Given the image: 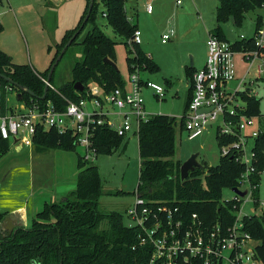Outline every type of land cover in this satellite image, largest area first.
<instances>
[{
  "label": "trees",
  "instance_id": "obj_1",
  "mask_svg": "<svg viewBox=\"0 0 264 264\" xmlns=\"http://www.w3.org/2000/svg\"><path fill=\"white\" fill-rule=\"evenodd\" d=\"M86 2L81 20L74 29L66 32L62 42L56 46L50 67L45 73L37 72L30 65L14 63L12 58L0 49V74L34 92L37 96L35 101H53L64 109L66 103L51 88L46 100L41 99L46 86L43 79L47 80L49 71L62 49L81 29L90 0ZM102 2L107 9L104 16L115 33L123 38L130 74L135 66H145L150 71L157 70V65L142 53L139 45L131 42L137 27L127 16L125 0ZM218 4L217 22L221 24L233 17L235 24L239 25L244 15L260 9L264 0H218ZM96 13L97 0L87 23L79 33L80 35L89 23L93 24L87 37L79 43L83 52L82 60L77 61L72 68V81L57 89L60 94L73 101L85 98L90 81L103 87L105 92L125 85L120 71L105 62L108 58L116 63L115 46L95 25ZM262 20V16L257 18V26ZM2 30L0 23V34ZM211 34L225 40L220 26ZM78 37L71 46L77 44ZM251 41H238L234 47L240 49L245 45L250 46ZM52 50L53 47H50L49 52ZM187 70L192 76L191 69ZM53 78L54 74L51 85ZM76 83L84 85V92L77 93L74 87ZM7 84V81L0 79L1 89ZM13 87L21 92L17 87ZM190 93L187 107L192 99V92ZM30 99L31 96L23 93L24 101ZM248 99L251 114H258L259 101L252 97ZM4 103L5 96L3 106ZM177 126V119L167 115H155L140 124L137 133L140 170L136 195L145 199L170 202L186 213L198 214L212 223L221 218H226L227 223H231L233 204H224L221 200L224 190L238 186L244 167L231 156L221 157L217 166L205 169L202 165V168L182 181L181 161H174ZM123 138L107 127H100L94 138V147L99 155L111 154L120 148ZM217 140L220 146L221 141L219 138ZM33 144L39 152L53 148L67 151L77 148L70 134L60 135L56 130L38 131ZM10 150V142L0 137V160ZM255 152L259 167L264 168V135L257 138ZM78 169L76 189L70 192L64 201L45 203L29 228H18L14 234L7 236L0 233V264H149L150 249L139 246L138 232L126 227L123 215L117 212L104 214L100 211L103 182L99 167L84 162L79 157ZM203 175L205 182L202 180ZM254 180L258 181V177ZM6 216L7 213L0 209V225ZM104 221H107V227H102ZM245 223L247 232L259 241L256 256L264 264V216H255L247 219Z\"/></svg>",
  "mask_w": 264,
  "mask_h": 264
},
{
  "label": "rangeland",
  "instance_id": "obj_2",
  "mask_svg": "<svg viewBox=\"0 0 264 264\" xmlns=\"http://www.w3.org/2000/svg\"><path fill=\"white\" fill-rule=\"evenodd\" d=\"M183 1L185 5L182 10H177L176 0H125V7L128 18L136 25V31L142 39L140 50L158 67L155 71L143 67L141 78L166 88L165 99L158 98L149 89H143L145 112L148 118L155 115L175 117L178 126L174 161H181L183 164L192 155L199 153L198 161L206 169L217 166L221 161L217 141L218 122L209 124L204 134L194 140H189L187 132L181 131V118L187 112L191 94L186 79L187 69L193 67L192 73L203 69L208 59L210 34L214 33L218 26L221 27L225 40L234 44L240 41L241 35L246 38L254 36L257 18L264 16V10L260 8L246 13L239 25L231 20L219 24L218 0ZM149 3L154 9L151 14L147 12ZM86 4V0H2L0 23L3 30L0 34V47L10 53L15 63L30 65L43 74L49 68L55 48L62 42L66 32L78 25ZM104 13H107L105 4L102 0H97L95 25L114 43L116 65L122 79L129 82L127 49L123 38L115 33ZM92 27L91 23L85 27L78 37L77 44L68 49L56 67L52 82L56 89L72 81V68L83 57L79 43L87 37ZM171 32V40L165 41L163 36ZM50 47H53L51 52ZM235 61L237 76L242 79L250 64L241 61L240 56H237ZM257 64L250 69L248 80L256 79ZM95 85L90 81L87 90ZM1 90L4 94V89ZM253 91L260 99V113L264 115V84L260 87L256 84ZM12 99L15 98L12 96ZM123 140L120 148L111 154L99 155L91 164L99 167L102 176L103 195L100 199V211L104 214L120 213L123 215L124 224L128 225L130 220L126 211L136 201V189L139 184V140L134 132L129 133ZM252 146L253 142L249 148ZM83 153V149L79 147L76 150L53 148L39 152L34 146L24 147L20 153L12 146L0 160V200L4 199L0 201L1 210H5L6 206L9 208L12 202L34 193L36 199H39L37 201L40 210L45 203L62 201L76 189L78 160ZM202 180L205 182L204 175ZM257 195L264 201V176L261 178ZM233 198L232 190L226 189L221 201ZM258 212L254 210L251 202L243 209V213L248 215ZM102 227H107V221L102 223Z\"/></svg>",
  "mask_w": 264,
  "mask_h": 264
},
{
  "label": "built area",
  "instance_id": "obj_3",
  "mask_svg": "<svg viewBox=\"0 0 264 264\" xmlns=\"http://www.w3.org/2000/svg\"><path fill=\"white\" fill-rule=\"evenodd\" d=\"M176 4L182 5L183 0H176ZM261 8L264 10V4ZM147 12L153 13L151 3L147 5ZM262 17L253 37L240 36V41L252 40L250 46L236 49L235 43L210 34L208 59L203 69L191 77L192 99L181 118V128L187 132L189 140L202 136L209 124L218 122L221 157L231 156L244 167L235 188L246 195L237 194L233 188L234 198L222 202L233 204V220L229 224L226 218L212 223L198 214H188L170 202L136 195L135 203L126 211L130 220L126 227L138 232L139 246L150 249L149 264H263L256 256L259 241L247 232L245 223L255 216H264V201L257 195L264 168L259 167L255 152L257 138L264 135V115L260 113V107L258 114H251L248 99L255 98L260 104L253 86L264 84ZM171 35L173 32L164 35L163 39L170 41ZM131 42L141 45L142 39L137 31ZM237 56L250 64L242 79L237 76ZM255 64L257 77L248 80ZM142 70L143 67L135 66L124 87L105 92L96 84L86 90L87 97L77 101L60 94L50 83L49 87L66 103L64 109L53 101L40 103L34 97L30 101L19 100L20 92L8 83L4 94L0 88V137L10 142L11 148L17 145L32 148L38 131L56 130L60 135L70 134L74 138L75 146L83 149L81 158L84 162H94L99 156L94 138L100 127L113 130L119 137L132 132L137 134L140 124L149 119L143 89L165 99L166 88L149 80L143 81ZM43 81L47 84V80ZM251 142L253 146L249 148ZM255 177L258 181L254 180ZM250 202L258 213H243Z\"/></svg>",
  "mask_w": 264,
  "mask_h": 264
},
{
  "label": "water",
  "instance_id": "obj_4",
  "mask_svg": "<svg viewBox=\"0 0 264 264\" xmlns=\"http://www.w3.org/2000/svg\"><path fill=\"white\" fill-rule=\"evenodd\" d=\"M94 2L95 0H90V3H89V7H88V11H87V14H86V17L84 19V23L81 27L80 30L77 31V33H75V35H73V37L67 42V44L64 46V48L62 49L60 55L57 57V59L55 60V62L53 63L50 71H49V74H48V78H47V84L45 86V90H44V95L41 97L42 100H45L46 97H47V94H48V91H49V84L51 83V78L56 70V67L58 66L59 62L62 60L63 56L65 55V53L67 52V50L69 49V47L73 44V42L77 39L79 33L81 32L82 28L84 27V25L87 23L89 17H90V14L93 10V6H94ZM1 3H2V0H0V6H1ZM231 21L233 23H235V20L234 18L232 17L231 18ZM105 62L109 63L110 65H112L117 71H119L116 63H114L113 61H111L110 59L106 58L105 59ZM0 79H3L5 81H7L8 83L12 84L13 86L17 87L21 92L18 94V99L19 100H22L23 98V93L24 94H28L29 96L31 97H34V98H37V96L35 95L34 92L30 91L29 89H27L26 87L24 86H21L19 85L18 83H15L11 78H8L2 74H0ZM191 83V79H189V84ZM75 90L78 91V92H84L85 88H84V85H82V83H76L75 84ZM0 102H1V91H0ZM202 112V110L200 111ZM15 142H17L15 140ZM198 158H199V153H196L194 155H192L187 161H185L182 166H181V180L184 181L186 180L191 173L195 172L197 169H200L202 168V165L200 164V162L198 161ZM234 191L237 193V194H240L241 196H245L246 195V192H240L238 189H234ZM66 199V197H64L62 199V201H64ZM15 219L11 218V217H7L5 218L1 225H0V233H2L4 236H7V235H11V234H14L16 232V230L18 228H22L23 227V224H15L14 226H12L11 228H9V230H7L6 228V223H10V221H14ZM17 225V227H16ZM16 228V229H15ZM25 228V227H24ZM6 230L8 232H6Z\"/></svg>",
  "mask_w": 264,
  "mask_h": 264
},
{
  "label": "crops",
  "instance_id": "obj_5",
  "mask_svg": "<svg viewBox=\"0 0 264 264\" xmlns=\"http://www.w3.org/2000/svg\"><path fill=\"white\" fill-rule=\"evenodd\" d=\"M184 5H185L184 1H183V4L180 5V6H178L175 3V6H176L177 10H179L180 8H181L180 10H182V8L184 7ZM129 20L131 21V19H129ZM0 49L3 50L1 47H0ZM3 51L6 52L12 58V61L14 62L13 57L10 55V53L7 50H3ZM23 65H26V64H23ZM191 77L192 76L190 75V73H188V70H187L186 79H187V83H188V87L189 88H190L189 79H191ZM127 83L128 82H125V85L124 86H126ZM15 150H16V152H20L21 153L23 151V148H21L20 145H17L15 147ZM34 194L32 196L26 197L24 199L18 200L15 203L12 202L11 205L9 206V208L6 206L7 208L5 207L4 208L5 210H3V211L1 210L2 212L7 213V216L5 218L11 217V218L15 219L14 220L15 222L10 221V223H6L5 226H6L7 230H9V228H11L12 226H14L15 224H19V225L20 224H23V227H25V228H29L31 226L33 219L41 211L40 210V206H39V201H37L39 199H36V196H34ZM0 197H2V196L0 195ZM0 201H4V199H1ZM16 227H17V225H16ZM7 230H6V232H8Z\"/></svg>",
  "mask_w": 264,
  "mask_h": 264
}]
</instances>
